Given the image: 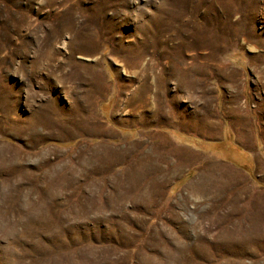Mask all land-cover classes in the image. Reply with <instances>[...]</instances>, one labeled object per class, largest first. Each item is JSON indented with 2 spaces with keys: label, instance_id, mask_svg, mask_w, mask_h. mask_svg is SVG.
Here are the masks:
<instances>
[{
  "label": "rangeland",
  "instance_id": "1",
  "mask_svg": "<svg viewBox=\"0 0 264 264\" xmlns=\"http://www.w3.org/2000/svg\"><path fill=\"white\" fill-rule=\"evenodd\" d=\"M0 264H264V0H0Z\"/></svg>",
  "mask_w": 264,
  "mask_h": 264
},
{
  "label": "crops",
  "instance_id": "2",
  "mask_svg": "<svg viewBox=\"0 0 264 264\" xmlns=\"http://www.w3.org/2000/svg\"><path fill=\"white\" fill-rule=\"evenodd\" d=\"M228 86L232 87V85H230V84H228ZM235 86L236 85H234V87H233L234 89L230 88V92L227 93L228 96H223V98L218 99V95L220 97V94L218 92H216L217 96L212 97V100L214 103H213V108L210 111L212 112L213 115H211L210 116L211 118H209L208 120L203 121V125L205 127L203 126L202 129H197L199 127H196V128L194 127L193 129H191V128L189 129L187 124H181V125L179 124L180 125L179 128H180V134L188 133L190 135V131L193 132V134L191 136L192 137L191 140L193 142L192 143L193 145L195 142H197V143L202 142L205 146H207L209 148L208 151L211 149L218 150L220 152V154L222 155V157L229 158V160L231 159L230 160L231 162H233L232 160L235 159V161L237 160L236 161L237 165H239L242 168H245L247 166H251L253 160L255 161L254 153L256 151V149H255L256 145L253 143V138L256 139V135H254V132H252L253 127H252V120L250 117L251 113L249 112L250 108H247V104H248L247 98L240 96L238 94V92L235 90L236 89ZM219 102L221 105L220 108L218 105ZM234 108H235V110H234ZM238 108H240V109H238ZM218 113L221 115L223 113H225L226 115L224 116V118H222L218 115ZM232 113H233V115H232ZM241 120H242V122H241ZM246 120H248V121H246ZM196 125H199V124H196ZM248 128H249V131H248ZM239 134L241 136H238ZM162 138H167V137L163 134ZM191 140H189V141H191ZM189 141H187L188 144H189ZM165 144L169 145L171 143H170V141H168L166 139ZM182 151L186 152L187 154H190V151H188V150L187 151L182 150ZM186 162L187 161H185V163ZM181 165L175 167V166H173V163H170V164H162L161 167L166 168V169H171L174 167L175 168H182L184 165L186 166V164H184L182 166ZM177 175L178 174L176 173L173 176L177 177ZM181 177L179 176L175 181L179 180Z\"/></svg>",
  "mask_w": 264,
  "mask_h": 264
},
{
  "label": "bare ground",
  "instance_id": "3",
  "mask_svg": "<svg viewBox=\"0 0 264 264\" xmlns=\"http://www.w3.org/2000/svg\"><path fill=\"white\" fill-rule=\"evenodd\" d=\"M124 66H125V65H124ZM181 79H182V78H181ZM144 83H145V82H144ZM141 84H142V83H141ZM148 86H149V88H151V86H153V85H152V84H148ZM154 87H156V86H154ZM182 87H183V86H182ZM94 88H95V87H94ZM157 88H158V87H157ZM64 90H65V89H64ZM136 91H137V89H136ZM133 93H136V92H133ZM128 94H131V93H128ZM234 95H235V94H234ZM126 96H127V94H126ZM153 96H154V95H153ZM133 97L135 98V96H133ZM149 97H150V95H148V100H149ZM238 98H239V97H238ZM126 99L131 100V99H132V96L130 95V96H128V98L126 97ZM154 100H156L155 97L153 98V101H154ZM156 101H158V100H156ZM239 102H240V101H239ZM234 103H235V102H234ZM147 104H148V103H147ZM157 104H158V103H157ZM202 104H203V103H202ZM240 104H241V103H240ZM236 105H237V104H236ZM236 105H235V106H236ZM193 106H194V105H193ZM230 106H231V105H230ZM232 106H233V105H232ZM241 106H242V105H241ZM195 107H196V106H195ZM237 107H238V106H237ZM146 108H149V107H146ZM154 108H155V107H154ZM154 108H153V107H150V108H149V111H151V112L154 113V110H155ZM231 108H232V107H231ZM238 109H240V108H238ZM159 110H160V109H159ZM234 110H235V108H234ZM127 111H128V110H126V113H127ZM129 111H130V110H129ZM231 111H232V110H231ZM231 111H230V112H231ZM236 111H237V110H236ZM133 112H134V113H135V112H137V113H140V112H141V113H142L141 108H139V109H135V110H133ZM146 112H147V111H146ZM233 112H234V111H233ZM243 112H244V111H243ZM156 113H159V112L156 111ZM162 113H163V112H162ZM244 113H245V112H244ZM245 114H246V113H245ZM157 115H158V114H157ZM232 115H233V113H232ZM234 115H235V114H234ZM182 116H183V115H182ZM238 116H239V115H238ZM238 116H237V117H238ZM245 116H246V115H245ZM235 120H236V119H235ZM233 121H234V120H233ZM237 121H238V120H237ZM246 121H248V120H246ZM181 122H182V121H181ZM241 122H242V120H241ZM205 123H206V122H205ZM244 123H245V122H244ZM192 124H193V123H192ZM196 124H197V123H196ZM248 124H249V123H248ZM180 125H181V124H180ZM200 125H201V124H200ZM200 125H199V126H200ZM243 125H244V124H243ZM246 125H247V124H246ZM203 126H204V125H202V127H203ZM239 126H240V125H239ZM192 127H194V126H192ZM197 127H198V126H197ZM204 127H205V126H204ZM241 127H242V126H241ZM189 129H190V127H189ZM197 129H199V128H197ZM241 130H242V129H241ZM248 131H249V128H248ZM248 131H247V132H248ZM198 132H199V131H198ZM213 132H214V131H213ZM237 132H238V131H237ZM244 132H245V131H244ZM239 133H240V132H239ZM240 134H241V133H240ZM240 134H239L238 136H241V135H242V134H241V135H240ZM245 136H246V135H245ZM247 137H248V136H247ZM245 138H246V137H245ZM248 138H249V137H248ZM241 142H242V141H241ZM243 143H244V142H243ZM245 144H246V143H245ZM247 144H248V143H247ZM162 146H164V144H163ZM170 174H171V173H168V172L166 173V172H165V175H170ZM174 174H175V173H174ZM147 184H148V183H147Z\"/></svg>",
  "mask_w": 264,
  "mask_h": 264
}]
</instances>
